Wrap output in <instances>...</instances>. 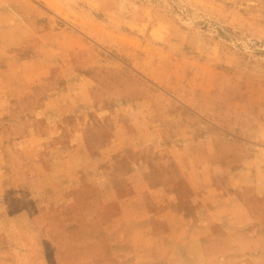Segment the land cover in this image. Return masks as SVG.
I'll return each mask as SVG.
<instances>
[{
  "label": "rangeland",
  "instance_id": "374dc122",
  "mask_svg": "<svg viewBox=\"0 0 264 264\" xmlns=\"http://www.w3.org/2000/svg\"><path fill=\"white\" fill-rule=\"evenodd\" d=\"M80 86L87 88L81 117L88 113L97 124L123 94L132 98L126 123L148 140L206 135L211 161L184 164L209 185L217 211L205 206L175 220L140 195L121 196L120 176L99 183L104 152L113 169L123 167L116 151L129 138L126 126L114 137L99 131L98 159L81 136L54 159L39 136L41 121H64L55 96ZM141 95L149 106L142 116L134 99ZM193 106L211 113L185 111ZM263 128L264 0H0V156L17 153L13 168L29 165L32 173L20 180L18 209L0 194V264H264L263 178L257 192L250 180L239 194L252 207L243 215L250 225H213L221 216L233 222L235 173L264 170ZM223 143L225 167L216 161ZM199 169L212 176L200 177ZM225 182L222 200L214 192Z\"/></svg>",
  "mask_w": 264,
  "mask_h": 264
},
{
  "label": "crops",
  "instance_id": "0c3cea01",
  "mask_svg": "<svg viewBox=\"0 0 264 264\" xmlns=\"http://www.w3.org/2000/svg\"><path fill=\"white\" fill-rule=\"evenodd\" d=\"M86 90L87 88L83 87L81 88V91L79 90L77 92L62 91V93L55 96V100L60 102V116L66 118L64 121H41V132L39 136L42 137L43 142L49 147H53V150L56 151L53 154L54 159L59 153L69 151L72 148L73 145L71 139L76 136L82 137L83 141L91 151L92 158L98 159L104 146L99 131L104 130L111 132L107 136L114 137L117 132L126 126V131L129 132V138L122 142L123 150L119 149L116 151L117 160L123 165V167L121 169H113L111 166L110 153L104 152L102 154V159L106 165L101 171V175L97 176V181H99V183L101 182V178L104 180V178L111 179L120 176L123 178V181L121 180L122 183L119 187L117 186V188H119L118 191L121 193V196L128 197L140 195L141 197H144V200L150 203L152 210L156 209L161 213L169 211L175 220L187 221L189 217L193 216L194 213L196 214L199 209L205 206L210 208L212 212L217 211L218 201H213L208 197L213 194L209 185L194 180L193 178H198L193 175L196 169L188 168V166L184 164L188 161L194 163L197 161H203V163L211 161V155L207 153L206 135L203 134V137H200L197 140L194 135L191 134L188 136L187 141L178 138L174 139V141L148 140L144 138L134 126L126 123V116L128 112L131 113L128 105L132 98L130 96L124 98L125 96L123 94L115 96L110 101L108 109L103 110L105 114L104 117H101L102 121L98 122L99 124L94 121V118L88 116V113L85 115L87 116V120L85 121L83 119L85 116L81 117V115L85 113L81 107L84 100V92ZM35 95H39L36 90L33 94L29 95L27 99L32 100ZM155 95L160 97L161 94L155 93ZM146 98L147 95H141L139 98H134L140 103V108H138L140 116L149 113V106H147ZM144 103H146L145 107ZM188 103L190 104L191 102ZM156 109L163 111L160 107H157ZM172 109L175 110L176 108L173 107ZM196 109L199 108L193 106L187 108L185 111L191 112L197 116L203 115L204 117L211 113L208 112L207 114L206 111H209L208 109ZM235 115H239L240 119L243 114L239 112V109H236ZM244 120L245 118H243V121ZM241 121L242 120H236L235 122V127L237 128L238 133L239 125L242 124ZM255 124L252 126L255 127L253 131L257 134L260 129H258ZM176 127H179V125ZM176 127H174V124L171 125V129L173 130H175ZM185 146H187L189 150L186 156L179 153L180 147L184 148ZM227 149L228 146L226 144L223 143L220 145V153L217 155L218 159L216 158V161L219 162L221 167H225L228 162L226 157L229 156V151ZM238 149L239 148H236V150ZM113 154L115 155V153ZM14 158L20 159L21 157L17 153L14 156L5 158H1L0 156V191L3 190L0 194H9L7 198H5V201L7 202V207L9 206L8 202L12 203L10 205L11 210L14 209V202L15 208L18 209L19 207L20 196L22 195V193H20L21 178L25 179V183H27L32 174L29 165L27 167L22 166L21 168L18 166L14 169ZM234 159L236 161H241L239 156H236ZM199 171L200 177L206 178L209 176V173L210 176H212L211 170L209 169H199ZM235 175L234 180L237 183V187H234L236 189L234 191H236L235 194L237 198L235 200H237V203L235 209L232 210L236 213L235 215L230 216L233 222L227 224L226 221L224 222L225 218L223 217V219L221 216L213 223L217 228L228 226L239 228L250 225L243 222V215L248 213V211H251L252 207L245 202L239 201V194L246 193V191L251 189V186H253L255 192H257V180L260 178L264 179V170L257 172L254 169H249L246 172L242 171L240 174L239 172L235 173ZM220 176L221 174L217 173L214 178H219ZM6 180L10 183L7 186L5 185ZM250 180H253L254 185H251L250 187L244 186L243 183H248ZM78 185L79 184H77V187ZM217 186H219L217 187L219 190L214 192V195H218L222 200H227L229 189L227 188V182H225L224 185ZM81 187L84 186L79 185V192ZM124 190H128V193H124ZM23 191L25 198L30 201L31 198L26 192L25 186H23ZM259 193V196H261V198H259L264 200V194H262L261 191ZM247 194L249 193L247 192ZM0 201L2 202L1 199ZM156 202L157 204H160L159 207H155ZM0 204L2 206V203ZM237 231L238 234L235 235H239V229Z\"/></svg>",
  "mask_w": 264,
  "mask_h": 264
}]
</instances>
